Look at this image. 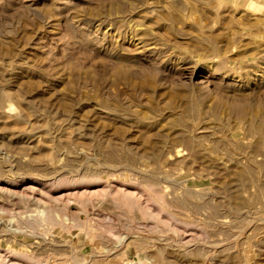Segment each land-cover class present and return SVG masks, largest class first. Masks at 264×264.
Returning a JSON list of instances; mask_svg holds the SVG:
<instances>
[{
	"label": "rangeland",
	"instance_id": "1",
	"mask_svg": "<svg viewBox=\"0 0 264 264\" xmlns=\"http://www.w3.org/2000/svg\"><path fill=\"white\" fill-rule=\"evenodd\" d=\"M0 253L264 264V0H0Z\"/></svg>",
	"mask_w": 264,
	"mask_h": 264
},
{
	"label": "bare ground",
	"instance_id": "2",
	"mask_svg": "<svg viewBox=\"0 0 264 264\" xmlns=\"http://www.w3.org/2000/svg\"><path fill=\"white\" fill-rule=\"evenodd\" d=\"M33 188V187H32ZM128 192H130L129 190H128ZM154 192V191H153ZM122 195V194H121ZM120 195V196H121ZM125 196V195H124ZM129 196V195H128ZM127 196V197H128ZM161 199H162V197H160ZM118 199V198H117ZM119 200V199H118ZM120 200H122V197H121V199ZM136 200V199H135ZM123 201V200H122ZM121 202V201H120ZM131 202V201H130ZM53 213V212H52ZM52 215V214H51ZM53 218V217H52ZM54 218H55V216H54ZM3 249V248H2ZM5 251H6V249H4ZM8 250H11V249H7V251ZM13 250V249H12ZM10 252V254H11V251H9ZM18 253H19V251H17ZM22 252V251H21ZM5 254V253H4ZM4 254H2V253H0V264H17L18 263V261H11L10 259L11 258H9L8 260H10L11 262L9 263H7L4 259H3V255ZM13 254L15 255V254H17V253H15V251L13 252ZM19 254H21V255H25V254H23V253H19ZM29 256V255H28ZM12 258H14V259H17L16 257L17 256H11ZM30 257V256H29ZM6 258V257H5ZM20 259H22V258H20ZM7 260V259H6ZM25 261V260H24ZM23 263V262H22Z\"/></svg>",
	"mask_w": 264,
	"mask_h": 264
}]
</instances>
